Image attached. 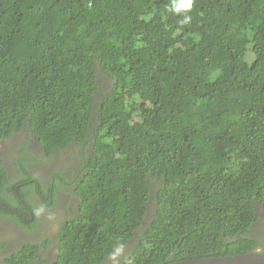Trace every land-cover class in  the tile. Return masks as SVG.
Wrapping results in <instances>:
<instances>
[{
  "label": "trees",
  "instance_id": "1",
  "mask_svg": "<svg viewBox=\"0 0 264 264\" xmlns=\"http://www.w3.org/2000/svg\"><path fill=\"white\" fill-rule=\"evenodd\" d=\"M99 73L114 81L102 101ZM24 128L49 156L94 152L54 173L80 214L50 264L264 253V0H0V142ZM14 157L0 154V201L19 214L0 216L31 226L30 200L5 196L17 167L33 179ZM13 242L2 260L30 264L52 239Z\"/></svg>",
  "mask_w": 264,
  "mask_h": 264
},
{
  "label": "clouds",
  "instance_id": "2",
  "mask_svg": "<svg viewBox=\"0 0 264 264\" xmlns=\"http://www.w3.org/2000/svg\"><path fill=\"white\" fill-rule=\"evenodd\" d=\"M101 76L109 78L111 80V82H112V84L109 87H107V88L104 87L105 90H106L105 93L104 92L101 93V88L102 87H101V82L99 81ZM113 82H114L113 79H111L110 77H108V76H106V75H104L102 73L98 74V78H97V85H98L97 98H98V100L102 101L103 100V98H102L103 95L111 94V90L113 88ZM13 137L14 136H12V138L9 139L8 141H2V143L1 142L0 143L1 144H5V143H8V142H11V141H13ZM30 140H37L39 145L41 146V151L38 153L40 156L36 155L35 158L39 162V165L41 166L42 170L45 169L44 167L48 166V159L55 157V159L59 163L60 167L55 168L54 172H61L62 173V171H63L65 173H68L69 174V180L71 179V176L74 173L73 171L70 170V168L76 169L77 172H81L82 170H80V169L83 168L89 162L90 158L94 155L93 148L91 146L90 147H87V146H82L81 147V146H77V145H72L71 147L74 150V152L72 154H69L67 150H64L61 154H59V152H58V153H55V154L49 156V155L46 154L45 149L41 145V143L38 140V138L35 135L31 134V133H30L29 141ZM30 144H31V141H30L29 145ZM25 145H26V143L24 145L23 144L20 145V150H17L19 152V154L21 152V149L26 147ZM35 153H37V152H35ZM66 158H68L67 161H65ZM42 162H43V164H42ZM48 169H50V167H48ZM38 178H40V176ZM16 188H17V190H19V186H16ZM75 188H76V185L72 184L70 186H66L65 184L61 183V180H59V188H58L57 192L55 193L56 199H58L59 202L55 203V201H54L55 206H53L50 209V211H52V209L56 208V209H58L60 211L64 210L65 214H62L60 216V221H59V224H58L57 229L55 231H53V230L48 228L49 227V221L53 217V216H50V215H46L50 211H48V212L40 211L39 215L36 214L35 212H32L30 218H28V219L26 218V219L29 220V223L34 222V220L36 222L40 221V225H41L40 227L41 228H42L41 221H43L44 224L46 222L47 226L45 224V229L47 231V236L45 237L43 235V237L40 239V241L32 239L30 236H29V238H23V236H21L23 239L22 238H15V240H13L14 242L8 247V250L13 252L17 248L19 243H24V242L29 243L31 241H34L35 243L42 245V244L47 243L48 241H50L52 239L51 246L48 247V248H43L42 247V253H41L42 257L40 259H37V260H34V261H40V263H36V264H50L51 262L57 260V258L60 255V249H61V247H57L58 245H60L59 235L61 234L62 229L63 228L65 229L66 225H68V223L71 222L70 220L73 219L74 216L80 214L78 212L79 200H78ZM61 194L68 195L70 197V201L64 203L63 200H60L58 198V196L61 195ZM37 197H39V196L35 195L33 197V200H30V203L32 204L31 209L33 211H38L36 209V207H35V203H36V198ZM1 203H3L4 205L3 204L2 205L4 207H6L7 209H9L12 213L19 214V212L17 210H15L14 208H12L11 205L0 201V204ZM49 205H51V203ZM50 207L51 206H49V208ZM261 207L263 208V206H261ZM42 216H44V217L42 218ZM65 216L69 218V221L64 222V217ZM7 220L12 222L11 219H7ZM41 232L43 233L44 230H41ZM56 232H58V233L56 235H54V233H56ZM24 239H26V240H24ZM5 253L6 252H3L2 255L4 256ZM118 261L119 260L117 258V255L114 254L104 264H118ZM0 264H6L4 262V260H2V258L0 259ZM30 264H31V262H30ZM32 264H34V263H32Z\"/></svg>",
  "mask_w": 264,
  "mask_h": 264
},
{
  "label": "flooded vegetation",
  "instance_id": "3",
  "mask_svg": "<svg viewBox=\"0 0 264 264\" xmlns=\"http://www.w3.org/2000/svg\"><path fill=\"white\" fill-rule=\"evenodd\" d=\"M29 132L27 129L24 128V130H21L20 132L17 133L16 136L13 137V141L10 143L14 144L15 142H21L23 145L25 142L28 140L27 135L25 136V133ZM30 133V132H29ZM23 139V140H22ZM31 144L27 147H24L21 149L20 155L31 161L25 162V165L29 168V170L33 173V179L28 178L26 173L21 167H17L14 172L13 176L11 177L10 173L8 176V184L5 190V196L6 200L9 202L10 198L16 195L18 198L21 199L22 203L26 205V198L29 200H33V197L35 195L39 196L36 198V203L35 207L38 211H33L31 208H28V211L30 213L35 212L36 214H40V211L48 212L50 209L55 206L54 203V197L53 195L57 192L58 189H55L54 187V182H55V168L60 167L59 163L55 159V157L48 159V166L44 167L45 169L42 170L41 166L39 165V162L35 159L36 155L31 154V152H37L39 153L41 151V146L39 145L37 140H30ZM2 143V142H1ZM0 143V145H1ZM15 145V144H14ZM13 145V146H14ZM11 145H8V147ZM7 147V148H8ZM14 155V151H9L7 154L8 158L6 160L7 164L10 163L11 157ZM50 167V169H48ZM62 173H65L62 171ZM66 175L69 174L65 173ZM40 176V178H38ZM22 180L23 182H19L16 180ZM36 179H39L38 185H36L34 182ZM13 181H16L15 184H12ZM41 185L44 186V190L42 192L37 193L35 190V187H41ZM16 186H19V190H17ZM51 196V207H47L46 201V194H49ZM44 201V202H43ZM65 203V201H63ZM49 203V204H50ZM13 204H21V203H13ZM17 215V214H15ZM13 223H11L7 219H3L0 216V239L4 241H13L15 238H29V236L32 239H35L37 241H40V239L43 237V235L46 237L47 236V231L46 229H42L40 226V221H35L32 223L31 226H27L23 223H18L16 220L10 218ZM22 221L30 224L29 220L26 218H22ZM69 221L68 217H64V222ZM263 221L261 220V223ZM41 230H44L42 233ZM22 238V239H23ZM26 240V239H24ZM4 251H0L1 255ZM1 258V257H0ZM34 263H40V261H33L31 264Z\"/></svg>",
  "mask_w": 264,
  "mask_h": 264
},
{
  "label": "rangeland",
  "instance_id": "4",
  "mask_svg": "<svg viewBox=\"0 0 264 264\" xmlns=\"http://www.w3.org/2000/svg\"><path fill=\"white\" fill-rule=\"evenodd\" d=\"M99 81L101 82V93H105L106 92V90H105V88L104 87H109L111 84H112V82H111V80L109 79V78H107V77H100V79H99ZM27 135V138H28V140H29V138H30V133L29 132H26L25 133V136ZM23 140V139H22ZM27 140V141H28ZM26 143V142H25ZM15 144V145H14ZM14 144H12V143H10V142H8V143H5V144H1L0 145V154L2 155V157H3V159H4V161H5V163H6V165H7V167L10 169V170H12L13 169V164H14V162H15V157H14V155L11 157V160H10V163H8L7 164V162H6V160H7V158H8V156H7V154L9 153V151H14L15 152V150H20V143L19 142H15ZM8 145H11V146H9L8 147ZM14 145V146H13ZM8 147V148H7ZM42 164H43V162H42ZM58 198L60 199V200H63V201H65V202H68V201H70V197L68 196V195H63V194H61V195H59L58 196ZM152 207V206H151ZM259 212H260V215H261V217L264 219V208H262L261 206L259 207ZM62 214H65V211L64 210H58V209H55V210H52V211H50L48 214H46V215H50V216H53L51 219H50V221H49V226L53 229V231H55L56 230V228H57V226H58V224H59V221H60V216L62 215ZM44 216H42V218H43ZM41 224H42V228L44 229L45 228V224L43 223V221H41ZM126 251H123L122 253H125Z\"/></svg>",
  "mask_w": 264,
  "mask_h": 264
},
{
  "label": "water",
  "instance_id": "5",
  "mask_svg": "<svg viewBox=\"0 0 264 264\" xmlns=\"http://www.w3.org/2000/svg\"><path fill=\"white\" fill-rule=\"evenodd\" d=\"M171 264H264V253L253 252L236 256L208 257Z\"/></svg>",
  "mask_w": 264,
  "mask_h": 264
}]
</instances>
